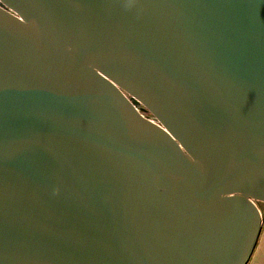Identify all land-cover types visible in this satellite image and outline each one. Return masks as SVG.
I'll use <instances>...</instances> for the list:
<instances>
[{"label": "water", "instance_id": "95a60500", "mask_svg": "<svg viewBox=\"0 0 264 264\" xmlns=\"http://www.w3.org/2000/svg\"><path fill=\"white\" fill-rule=\"evenodd\" d=\"M258 203L264 0L0 3V264H248Z\"/></svg>", "mask_w": 264, "mask_h": 264}, {"label": "crops", "instance_id": "0c3cea01", "mask_svg": "<svg viewBox=\"0 0 264 264\" xmlns=\"http://www.w3.org/2000/svg\"><path fill=\"white\" fill-rule=\"evenodd\" d=\"M248 264H264V220L260 235Z\"/></svg>", "mask_w": 264, "mask_h": 264}, {"label": "snow or ice", "instance_id": "6c2138e0", "mask_svg": "<svg viewBox=\"0 0 264 264\" xmlns=\"http://www.w3.org/2000/svg\"><path fill=\"white\" fill-rule=\"evenodd\" d=\"M256 0H250V3H252L253 5L255 4ZM0 3H3V0H0ZM136 3V0H126V4L129 7L134 6ZM253 14H255V9L253 8Z\"/></svg>", "mask_w": 264, "mask_h": 264}, {"label": "rangeland", "instance_id": "374dc122", "mask_svg": "<svg viewBox=\"0 0 264 264\" xmlns=\"http://www.w3.org/2000/svg\"><path fill=\"white\" fill-rule=\"evenodd\" d=\"M259 208L264 211V205L262 203H258Z\"/></svg>", "mask_w": 264, "mask_h": 264}]
</instances>
